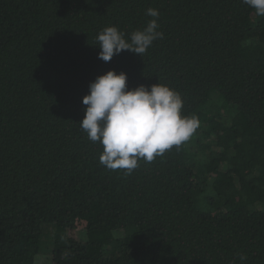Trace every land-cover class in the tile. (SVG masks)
I'll return each instance as SVG.
<instances>
[{
	"label": "trees",
	"instance_id": "trees-1",
	"mask_svg": "<svg viewBox=\"0 0 264 264\" xmlns=\"http://www.w3.org/2000/svg\"><path fill=\"white\" fill-rule=\"evenodd\" d=\"M148 8L163 38L98 59L97 34L143 29ZM108 70L167 85L199 120L130 175L79 125ZM0 264H264V16L242 0H0Z\"/></svg>",
	"mask_w": 264,
	"mask_h": 264
},
{
	"label": "clouds",
	"instance_id": "clouds-1",
	"mask_svg": "<svg viewBox=\"0 0 264 264\" xmlns=\"http://www.w3.org/2000/svg\"><path fill=\"white\" fill-rule=\"evenodd\" d=\"M242 2L257 16H264V0ZM146 15L153 19L127 37L116 26L99 32L98 59L109 62L123 50L141 57L154 41L162 39L159 11L148 8ZM88 89L82 97L86 107L79 125L90 141L102 146L99 162L109 170H124V175H130L140 160L150 163L173 146H180L199 126L197 117L181 115L180 93L159 82L129 89L126 73L108 70L95 77ZM246 259V255L240 256L241 261Z\"/></svg>",
	"mask_w": 264,
	"mask_h": 264
},
{
	"label": "rangeland",
	"instance_id": "rangeland-1",
	"mask_svg": "<svg viewBox=\"0 0 264 264\" xmlns=\"http://www.w3.org/2000/svg\"><path fill=\"white\" fill-rule=\"evenodd\" d=\"M213 93H215V92L212 91V94H213ZM212 100H213L215 103H217L218 105H221V104H222L221 99H220L219 97L215 96V95H213ZM222 111H223L222 115H223L224 120H225V121H228L229 118H227V117L225 116V115H226L225 112H226V111H229V112H231V113H232V112L234 113V112L236 111V108H235V106L232 104V105H228V106H227L225 109H223ZM190 147H191V148L194 147V142H193V141L191 142ZM194 148H195V147H194ZM202 196H203V195L200 194V197H202ZM195 198H196V203H197V205L204 209V205H200V203L197 202V201H198V196H197V195L195 196ZM46 227H49V226H45V227H43V229H42L43 235H42V242H41V250H42L43 252H48V251H50L51 248H52V245H53L52 237H51V234L49 233V232H52V231H53V228H49L50 230H49V229L46 230Z\"/></svg>",
	"mask_w": 264,
	"mask_h": 264
}]
</instances>
